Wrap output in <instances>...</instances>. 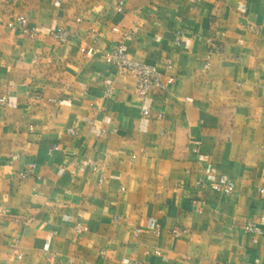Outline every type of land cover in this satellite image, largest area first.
Returning a JSON list of instances; mask_svg holds the SVG:
<instances>
[{"label":"crops","instance_id":"crops-1","mask_svg":"<svg viewBox=\"0 0 264 264\" xmlns=\"http://www.w3.org/2000/svg\"><path fill=\"white\" fill-rule=\"evenodd\" d=\"M263 22L264 0H0V264H264ZM120 41L173 63L167 92L106 61Z\"/></svg>","mask_w":264,"mask_h":264},{"label":"built area","instance_id":"built-area-1","mask_svg":"<svg viewBox=\"0 0 264 264\" xmlns=\"http://www.w3.org/2000/svg\"><path fill=\"white\" fill-rule=\"evenodd\" d=\"M123 2H120L119 8H122ZM18 25L21 29L28 32L31 37H34L38 31L34 26H31L26 19L21 18L18 22ZM243 28H251L254 31L258 32V28L254 27L251 24H242ZM262 29L264 30V22L262 24ZM114 32L119 31L118 26H114L112 28ZM51 35L53 38L58 41L59 43H67L70 40L71 33L66 28L59 26L57 27ZM184 41V36L181 32H177L174 37V43L176 45H182ZM97 52V49L94 48H88L87 54L93 55ZM106 61L114 66L117 69V72L122 75H132L135 78V91L136 93L141 97H147L149 93L153 90L158 91H164L167 92L169 85L173 82V76L168 75L167 72H170L173 68V63L168 60L165 64V70L162 71L157 65L148 64L145 62H141L139 60H136L132 57L131 53L129 52V47L124 41H120L117 43L116 47L106 54L105 56ZM114 94V90L112 86H107L105 90V96L106 97H112ZM9 102L8 96L3 95L0 96V106H6ZM68 133L71 136H74L77 134V131L74 128L68 129ZM107 134L106 130H101L99 135ZM55 146L53 149H56ZM13 157H15L13 155ZM133 158L135 155L132 156ZM95 165V163H92ZM35 167V164H30L27 169H25L23 172H21L19 175L24 178L31 174L33 172V169ZM197 186L200 189H206L209 186L212 188V190L219 192L224 195H230L235 192L236 190V183L232 180H223V181H216L212 180L209 181L208 178L201 177L197 180ZM122 190H125V187H121ZM259 194L262 198H264V185L260 186L258 188ZM245 229L248 232L256 233L259 231V226L256 222H248L245 226ZM88 226L77 223L76 224V231L77 232H83L88 231ZM159 230L156 229V232ZM140 233V230L137 228L134 231V234L137 236ZM171 233L174 237L178 238L187 233V229L184 227H175L171 230ZM101 256H106V251L102 250ZM156 254H159V250H155ZM123 264H141V261L132 258V257H124L122 259Z\"/></svg>","mask_w":264,"mask_h":264}]
</instances>
